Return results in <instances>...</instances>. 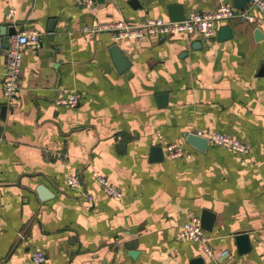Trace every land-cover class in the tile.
Masks as SVG:
<instances>
[{"label": "crops", "instance_id": "obj_1", "mask_svg": "<svg viewBox=\"0 0 264 264\" xmlns=\"http://www.w3.org/2000/svg\"><path fill=\"white\" fill-rule=\"evenodd\" d=\"M92 1L96 12L85 0H0V264H33L34 250L46 256L40 264H263L264 12L219 22L210 38L115 40L81 29L170 21L171 7L183 18L219 5L242 11L248 0ZM28 30L40 46L22 47L18 95L6 104L2 39ZM114 50L128 62L122 71ZM61 91L79 93L78 106L55 105ZM196 131L228 134L251 151L195 146L186 135ZM166 143L189 157H167ZM152 146L162 160L150 161ZM71 173L80 186H68ZM204 211L212 258L176 238Z\"/></svg>", "mask_w": 264, "mask_h": 264}, {"label": "built area", "instance_id": "obj_2", "mask_svg": "<svg viewBox=\"0 0 264 264\" xmlns=\"http://www.w3.org/2000/svg\"><path fill=\"white\" fill-rule=\"evenodd\" d=\"M84 8L96 12V6L92 0H85ZM255 9L259 12H264V0H248V7L242 11L226 6L219 5L215 9L207 12H190L181 21H164L159 18L147 19L139 25H130L125 22L98 24L93 23L91 26L84 27L81 31L86 33L108 32L115 40L141 38L144 36H167L175 32H184L189 37L199 36L202 38H210L214 36L216 25L219 22L240 18L245 21H250L248 10ZM13 11L8 12L11 16ZM32 46L38 48L40 46L39 33L35 30L23 31L12 35L7 41V47L4 48V70L1 79V92L5 98L6 104H11L18 95V79L21 72L22 47ZM0 48L2 43L0 40ZM81 97L77 92L62 93L53 99L57 106H65L74 108L80 103ZM196 135L205 137L208 142L215 146L230 149L240 154H248L251 147L243 141L233 138L228 134L221 132L203 133L201 131L194 132ZM160 138V134L156 133ZM164 155L171 159L189 157V153L185 151L180 143H166L163 149ZM99 187L105 195L115 201L122 198L121 191L106 178L100 175H95ZM67 184L71 188L80 186V179L76 173H71L67 176ZM87 202H93V197L82 193ZM177 239L187 238L201 245L203 252L210 258L213 257L212 250L208 245V236L205 230L200 225L198 217H191L188 221L181 224L179 231L176 234ZM33 264H40L45 261L46 256L40 250H34L30 255ZM264 261V254H263ZM264 264V263H263Z\"/></svg>", "mask_w": 264, "mask_h": 264}, {"label": "water", "instance_id": "obj_3", "mask_svg": "<svg viewBox=\"0 0 264 264\" xmlns=\"http://www.w3.org/2000/svg\"><path fill=\"white\" fill-rule=\"evenodd\" d=\"M170 15H169V20L173 22L181 21L183 19V14L180 8L177 7H171L169 9ZM49 32H52V28L48 30ZM221 35L222 37H227L228 36V31L224 28L221 30ZM2 42L5 43V47H7L6 44V37H3ZM114 62L116 67L118 68L119 71H122L126 68L128 65L127 60L122 56V54L116 50H114ZM164 97H161L163 99ZM186 140L192 142L195 146L201 147V145L206 144L207 139L205 137H201L196 135L195 133H189L186 135ZM163 158V153L162 149L159 146H152L150 148V161L157 162L162 160ZM41 191H44L43 188H40ZM210 217V213L207 211H204L202 213V217L200 218V225L204 230L209 229V224L204 221V219Z\"/></svg>", "mask_w": 264, "mask_h": 264}]
</instances>
